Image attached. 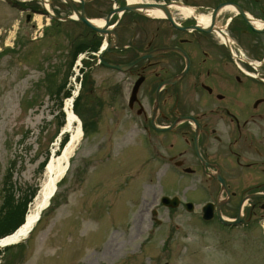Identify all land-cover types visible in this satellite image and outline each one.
<instances>
[{"label":"rangeland","instance_id":"1","mask_svg":"<svg viewBox=\"0 0 264 264\" xmlns=\"http://www.w3.org/2000/svg\"><path fill=\"white\" fill-rule=\"evenodd\" d=\"M24 15L0 0V233L29 208L70 139L66 102L80 86L72 109L83 133L50 204L0 264H264L261 234L218 237L193 215L153 213L164 193L195 196L194 183L157 162L134 128L123 73L98 63L83 26Z\"/></svg>","mask_w":264,"mask_h":264},{"label":"flooded vegetation","instance_id":"2","mask_svg":"<svg viewBox=\"0 0 264 264\" xmlns=\"http://www.w3.org/2000/svg\"><path fill=\"white\" fill-rule=\"evenodd\" d=\"M4 1L21 7L24 21L40 10L96 42L104 37L81 21H109L115 46L106 60L141 57L124 71L108 68L123 73L124 108L157 162L194 183L195 196L165 193L170 204L159 196L156 216L193 215L218 237L264 236V0ZM229 10L241 21H220Z\"/></svg>","mask_w":264,"mask_h":264},{"label":"bare ground","instance_id":"3","mask_svg":"<svg viewBox=\"0 0 264 264\" xmlns=\"http://www.w3.org/2000/svg\"><path fill=\"white\" fill-rule=\"evenodd\" d=\"M156 15L163 14L158 10H153ZM187 11H185L186 13ZM189 12V11H188ZM201 21H209V17L201 18ZM94 23L99 25L100 27L105 24L104 20H95ZM72 98L66 102V109H67V119L65 129L69 130L71 133V138L69 143L65 147V150L60 153L57 157H53L48 166L45 170V178L43 179L37 194L34 196V199L30 203L28 211L26 213V221L20 226L19 230L17 231L18 238L24 236L29 229L34 225L36 220L38 219L41 212L47 206L48 201L51 200V196L53 194L54 188L57 185V181L63 175L64 170L66 169V165L74 150L76 149L81 137H82V126L80 120L72 111ZM78 122L75 126V122ZM16 236H13L11 239H14ZM10 237L7 239L1 240L0 242H4L9 240ZM18 240V239H17Z\"/></svg>","mask_w":264,"mask_h":264},{"label":"water","instance_id":"4","mask_svg":"<svg viewBox=\"0 0 264 264\" xmlns=\"http://www.w3.org/2000/svg\"><path fill=\"white\" fill-rule=\"evenodd\" d=\"M87 25H89L91 28H93V29H95L96 31H98V32H102V33H104L106 30H104L103 28H101V27H98V26H96V25H94L92 22H90V21H84ZM115 44V42L114 43H112L111 45H110V47L111 46H113ZM109 47V48H110ZM101 55H102V52H99V58H101ZM141 57H139V58H137V59H135L133 62H131V63H128V64H112V63H110V62H106V61H104V60H101V63L103 64V65H105V66H107V67H115V68H118V69H121V70H126V69H128L130 66H132V64H134V62H136L137 60H139ZM55 190H56V186H55V188H54V191H53V193L55 192ZM167 200H168V197H164V199H163V201L165 202V203H167ZM48 203H49V201H48ZM47 203V204H48ZM35 224V223H34ZM17 232H14L13 234H11V235H9V236H7V237H4V238H1L0 239V241L1 240H4V239H7L8 237H10V239L9 240H7V241H4L3 243L2 242H0V244H7V243H10V242H13L14 240H16L17 239V237H18V235L16 234ZM13 236H16L14 239H11Z\"/></svg>","mask_w":264,"mask_h":264},{"label":"trees","instance_id":"5","mask_svg":"<svg viewBox=\"0 0 264 264\" xmlns=\"http://www.w3.org/2000/svg\"><path fill=\"white\" fill-rule=\"evenodd\" d=\"M3 205H4V204H3ZM26 212H27V208H26V205H25V207L21 210V214H20V216H19V218H18L17 223H16L15 225H13V227H11L10 229L5 230V231H3L2 233H0V237L5 236V235H7V234L13 232V231H14V230H15L20 224H22L23 221H24V218H25ZM0 230H1V225H0ZM7 249H9V248H7ZM7 249H6V250H7ZM1 253H2V252H1V250H0V254H1Z\"/></svg>","mask_w":264,"mask_h":264}]
</instances>
